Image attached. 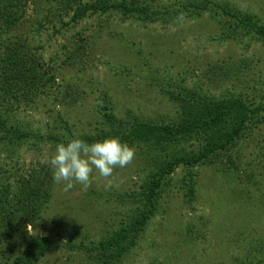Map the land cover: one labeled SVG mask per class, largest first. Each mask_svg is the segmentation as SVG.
Masks as SVG:
<instances>
[{"label":"rangeland","instance_id":"obj_1","mask_svg":"<svg viewBox=\"0 0 264 264\" xmlns=\"http://www.w3.org/2000/svg\"><path fill=\"white\" fill-rule=\"evenodd\" d=\"M203 1L148 0L157 17L147 21L114 8L104 11V0H79L63 23L53 25L45 17L66 2L34 0L13 38L0 40V65L6 40L19 36L40 63V71L29 72L31 90L21 101L0 102L9 124L38 134L12 151L0 147L1 186L32 168L50 170L48 202L33 223L20 222L16 232L5 234L0 264H11L31 239L44 237L54 244L32 264H99L101 254L89 249L135 210V197L160 164L206 144V132L177 144L137 142L130 146L135 155L129 165L108 178L94 170L87 188L74 184L65 191L45 161L66 139L108 130L106 106L131 124L178 123L181 108L167 92L186 86L264 107V36L223 37L219 10H204ZM212 1L264 25V0ZM257 118L262 122L252 123L215 161L181 165L169 176L157 213L118 264H264V111Z\"/></svg>","mask_w":264,"mask_h":264},{"label":"trees","instance_id":"obj_2","mask_svg":"<svg viewBox=\"0 0 264 264\" xmlns=\"http://www.w3.org/2000/svg\"><path fill=\"white\" fill-rule=\"evenodd\" d=\"M79 0H64L65 7H60L54 16L45 17L46 23L57 24L64 22V19L72 9L74 3ZM34 0H0V40L13 38L14 32L23 24L26 19L29 4ZM141 2V3H140ZM204 10H219L222 36L232 40H240L248 36H264V25L258 23L250 16L234 12V9L227 5L214 3L212 0L202 2ZM212 6V7H211ZM95 7V6H94ZM97 7V6H96ZM104 11L117 9L129 15H138L147 21L156 20L157 13H150L153 7L148 0H104L101 5ZM154 12V11H152ZM164 14L166 19H171V14ZM45 27V23L39 22ZM11 40V39H10ZM4 44L1 54L0 65V102L21 101L22 94L31 89L32 75L30 71H40L39 60L28 54L25 47V36L17 37V40ZM10 41V42H9ZM26 90V92H24ZM172 101L179 104L183 117L180 122L172 124H153L150 122H124L118 119L111 108L106 106L105 117L109 122L108 130L103 129L95 135L78 137L91 143L94 140L105 136H117L123 143L129 146L137 142L145 144L170 143L177 144L187 141L194 134L206 132L208 138L206 144L198 153H191L190 156L175 154L166 162H162L149 180L143 185L142 192L135 197V210L130 212L128 218L121 222L120 227L102 239L89 249L97 250V262L99 264H118L127 253L136 248L139 237L146 229L148 221L157 213L161 191L169 181V176L181 165L193 168L208 159L214 161L222 152L228 150L241 137L244 132L250 130V126L259 125L262 122L257 114L264 111V107L249 105L236 96L215 97L207 94L202 88L177 86L175 90L167 92ZM109 101V97H108ZM257 118L256 120H253ZM217 136V137H216ZM32 138L38 139V134L9 124L8 118L3 117L0 112V147H14L23 145ZM52 140L59 141L56 137ZM156 142V143H155ZM36 146V144H34ZM38 148V147H37ZM42 167L40 171L34 168L25 175L17 174L15 181L1 186L0 183V242L6 240L8 233L18 230L20 222L22 226L33 223L38 219L44 205L48 202L50 170ZM18 173V172H17ZM187 191L189 200L195 196L193 186ZM133 196V195H132ZM136 196V195H135ZM134 197V196H133ZM54 241L44 238L31 239L21 257H15L11 264H32L38 262L45 253L51 249ZM1 245V244H0ZM81 244L77 247H83ZM72 247H76L72 245ZM0 255H3L0 252ZM5 255V253H4ZM12 254L9 253L7 259Z\"/></svg>","mask_w":264,"mask_h":264},{"label":"clouds","instance_id":"obj_3","mask_svg":"<svg viewBox=\"0 0 264 264\" xmlns=\"http://www.w3.org/2000/svg\"><path fill=\"white\" fill-rule=\"evenodd\" d=\"M134 155V149L117 136H105L91 143L74 137L58 143L45 162L51 166L54 182L62 183L67 191L74 184L87 188L94 179V170L100 177H111L115 168L129 165Z\"/></svg>","mask_w":264,"mask_h":264}]
</instances>
